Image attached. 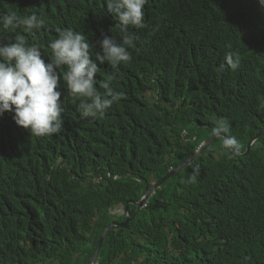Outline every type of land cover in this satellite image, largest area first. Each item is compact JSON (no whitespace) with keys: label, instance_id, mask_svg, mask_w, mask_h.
I'll use <instances>...</instances> for the list:
<instances>
[{"label":"trees","instance_id":"obj_1","mask_svg":"<svg viewBox=\"0 0 264 264\" xmlns=\"http://www.w3.org/2000/svg\"><path fill=\"white\" fill-rule=\"evenodd\" d=\"M8 12L46 21L32 33L0 26V43L19 32L46 63L60 30L82 33L92 59L104 35L122 37L106 0H0V15ZM144 13L146 27L128 28L132 60L97 62V90L111 80L124 93L103 117L81 118L61 74L60 133L32 136L13 112L0 118V264H90L112 224L98 264H264V135L240 156L217 137L136 205L214 136L217 121L240 154L264 129V7L148 0ZM193 165L200 171L190 182Z\"/></svg>","mask_w":264,"mask_h":264},{"label":"clouds","instance_id":"obj_2","mask_svg":"<svg viewBox=\"0 0 264 264\" xmlns=\"http://www.w3.org/2000/svg\"><path fill=\"white\" fill-rule=\"evenodd\" d=\"M147 2L106 0L107 11L119 21L122 37L117 42L115 37L104 35L100 41L102 54L97 52L95 59L91 58V46L85 36L72 29L60 30L58 38L49 43L52 54L47 63L42 58L41 48L36 44L29 45L19 32L14 42L0 43V118L5 112H13L15 123L29 129L32 136L46 137L60 133L64 126L62 92L59 90L61 74L68 92L80 100L78 112L81 118L103 117L113 103L123 98L124 93L116 91L111 86V80H101L99 87L104 91L97 90V62H107L116 68L132 60L129 49L136 48V44L135 36L128 28L146 27L144 7ZM258 3L264 7V0H258ZM45 23L35 13L18 16L15 12H8L0 15V26L5 30L20 29L23 33H32L44 27ZM234 55L230 52L226 62L236 70L239 60ZM61 67H66V71L57 72ZM228 131L224 120L217 121L212 129L213 135L223 136V149L235 154L238 141L227 135ZM199 171V166H192L190 182L196 180Z\"/></svg>","mask_w":264,"mask_h":264},{"label":"water","instance_id":"obj_3","mask_svg":"<svg viewBox=\"0 0 264 264\" xmlns=\"http://www.w3.org/2000/svg\"><path fill=\"white\" fill-rule=\"evenodd\" d=\"M264 135V129L260 131V133L255 136L248 144L247 146V150L244 154H240L238 151L236 152L237 155H246L247 153H249L251 147ZM217 137L219 136H213L211 137L208 142H204L202 144V146L197 150V152L195 153V155H193L190 159H188L187 161H185L183 164H181L180 166H178L177 168L175 169H172L170 170V172L162 179L160 180L159 182H157L152 188H148L147 187V192L145 194V196L142 198V200L138 203H136V205L141 208L143 207L144 205H146V203L148 202L149 198L151 197V195H153L155 193V191L159 188H161V186L166 182L168 181L169 179H171L177 172H179L183 167L191 164L193 162V160H195L197 157H199L203 151L208 147V145L214 141V139H216ZM223 137V136H222ZM229 153V152H228ZM128 207V206H127ZM126 207V208H127ZM129 221V219L127 220V222ZM127 222L122 225V226H125L127 225ZM116 224H112L108 229L105 230V232L102 234L101 238H100V241H99V244H98V247H97V250L94 254V257L92 259V261L90 262V264H96L97 261H98V258H99V254H100V251H101V248H102V244L108 234V232L115 226Z\"/></svg>","mask_w":264,"mask_h":264},{"label":"rangeland","instance_id":"obj_4","mask_svg":"<svg viewBox=\"0 0 264 264\" xmlns=\"http://www.w3.org/2000/svg\"><path fill=\"white\" fill-rule=\"evenodd\" d=\"M146 98L150 101V102H154L156 99H155V97H154V92H148L147 94H146ZM190 132H191V128H190V130H189ZM206 142H208V141H206ZM114 213H119V215H123L124 214V210H123V208H118V209H115L114 210Z\"/></svg>","mask_w":264,"mask_h":264}]
</instances>
